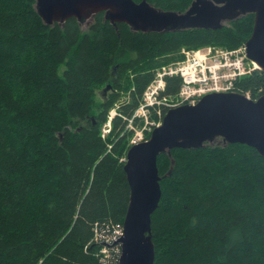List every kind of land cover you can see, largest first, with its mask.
Listing matches in <instances>:
<instances>
[{
  "label": "trees",
  "instance_id": "obj_1",
  "mask_svg": "<svg viewBox=\"0 0 264 264\" xmlns=\"http://www.w3.org/2000/svg\"><path fill=\"white\" fill-rule=\"evenodd\" d=\"M147 1L184 13L194 0ZM35 5L0 0V264H119L117 244L106 240L128 211L129 127L143 125L135 112L155 71L182 61L183 50L245 46L254 18L220 30L142 33L114 26L102 12L84 32L76 18L45 24ZM181 85L167 77L160 98L175 97ZM237 87L260 98L264 72ZM149 118L161 121L155 112ZM157 163L155 264H264V157L257 150L176 148Z\"/></svg>",
  "mask_w": 264,
  "mask_h": 264
},
{
  "label": "water",
  "instance_id": "obj_2",
  "mask_svg": "<svg viewBox=\"0 0 264 264\" xmlns=\"http://www.w3.org/2000/svg\"><path fill=\"white\" fill-rule=\"evenodd\" d=\"M195 0L184 13L165 12L147 0H37L36 11L47 25L65 24L71 18L84 23L99 13L114 26L128 25L133 32L170 33L186 30H220L224 21L255 14L246 43L248 59L264 72V0ZM107 91V90H106ZM221 139L226 146L242 144L264 157V95L257 100L238 93H211L196 105L169 109L150 138L132 145L125 173L130 202L123 224L119 264H155L152 216L162 199L161 154L173 149H202Z\"/></svg>",
  "mask_w": 264,
  "mask_h": 264
},
{
  "label": "built area",
  "instance_id": "obj_3",
  "mask_svg": "<svg viewBox=\"0 0 264 264\" xmlns=\"http://www.w3.org/2000/svg\"><path fill=\"white\" fill-rule=\"evenodd\" d=\"M183 54L185 58L182 61L159 70L156 80L146 91L141 107L137 111L143 113L144 116H140L147 119L146 111L149 112L158 108L155 113L161 121L155 125L156 127L162 124V107L169 110V108L186 104L196 105L204 96L211 93L242 94L237 87V82L259 69L255 62L248 59L246 46L235 50L218 47H207L193 51L183 50ZM167 77H179L182 80L175 102L169 105L166 104L169 101L168 97L160 98L161 93L166 89ZM242 95L253 100L250 93ZM108 125L111 127V123ZM137 137L139 140H134L133 145L143 142L139 133H137ZM122 235L123 226H116L113 234L106 240V244L115 245Z\"/></svg>",
  "mask_w": 264,
  "mask_h": 264
},
{
  "label": "rangeland",
  "instance_id": "obj_4",
  "mask_svg": "<svg viewBox=\"0 0 264 264\" xmlns=\"http://www.w3.org/2000/svg\"><path fill=\"white\" fill-rule=\"evenodd\" d=\"M37 1V0H36ZM90 20V19H89ZM89 20H87L86 22H84L83 23V25H82V29H83V31L84 32H86L87 30H88V28H89V25H90V22L91 21H89ZM171 65H173V63L172 64H168V65H166V66H164V67H168V66H171ZM163 68V67H162ZM162 68H158L155 72V74L157 75V73L159 72V70H161ZM156 80V76H155V79H154V81ZM154 81L148 86V88L154 83ZM148 88H147V90H148ZM146 90V91H147ZM146 93V92H145ZM145 93H144V96H143V99L142 100H144V97H145ZM101 97V93H99L98 94V98H100ZM176 98V96L175 97H168V102H166V104H173L174 102H175V99ZM130 100V96H124V98L121 100V102H119L118 103V105L111 111V113H110V117H109V121H108V123L104 126V128H103V133L104 134H106V135H108L109 133H110V131H111V127H109V123H111V121H112V119H113V117L118 113V109H119V107L122 105V104H124L125 102H128ZM187 105V104H186ZM141 107V106H140ZM139 107V108H140ZM170 109V108H169ZM139 109H137L136 110V112H135V115H137V118H140V119H143V120H141L142 122H143V125L142 126H140V127H136L135 125H133L132 124V121L130 122V129L132 128V129H134L135 130V134H134V136H133V138H132V140H131V145H132V142L134 141V140H139V137H137L136 138V136H137V133H139L141 136H142V140H143V142L145 141V140H147V137H148V134H152V132H153V130H154V128L156 127L155 125H157V124H159L160 123V121H155V120H151L149 117H150V114L151 113H153V112H155V111H158V108L155 110V109H152V110H150L149 112L148 111H146L147 112V115H148V118L147 119H145L143 116V113H138L137 111H138ZM140 115H143V116H140ZM140 116V117H139ZM161 126V125H160ZM110 130V131H109ZM151 136V135H150ZM142 142V141H141ZM220 144V143H222V140L221 139H217L214 143H212V144H210V145H214V144ZM116 246V248H114L115 249V251L116 252H118L119 251V253H121V246L120 245H115ZM114 246V247H115ZM111 252L112 251H108L107 249H104L103 250V253H105L106 254V258H111L112 257V254H111Z\"/></svg>",
  "mask_w": 264,
  "mask_h": 264
},
{
  "label": "flooded vegetation",
  "instance_id": "obj_5",
  "mask_svg": "<svg viewBox=\"0 0 264 264\" xmlns=\"http://www.w3.org/2000/svg\"><path fill=\"white\" fill-rule=\"evenodd\" d=\"M195 1V0H194ZM193 1V2H194ZM210 2H212V3H214V4H216V2L214 1V0H209ZM193 2H192V4H193ZM191 4V5H192ZM190 8V7H189ZM188 8V9H189ZM186 12V11H185ZM248 15H253V18H254V25H255V14H253V13H248V14H245V15H241V16H239V17H237L236 19H233V20H231V21H224V23H223V25H224V27L225 26H230V24L231 23H233V22H235V21H239V20H241V19H243L244 17H246V16H248ZM92 19V18H91ZM223 27V28H224ZM254 28V27H253Z\"/></svg>",
  "mask_w": 264,
  "mask_h": 264
}]
</instances>
